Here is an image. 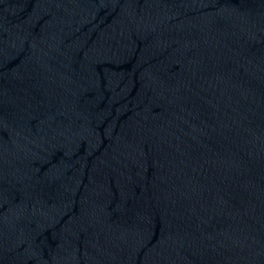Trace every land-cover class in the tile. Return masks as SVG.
Here are the masks:
<instances>
[{"label": "water", "instance_id": "water-1", "mask_svg": "<svg viewBox=\"0 0 264 264\" xmlns=\"http://www.w3.org/2000/svg\"><path fill=\"white\" fill-rule=\"evenodd\" d=\"M0 264H264V0H0Z\"/></svg>", "mask_w": 264, "mask_h": 264}]
</instances>
